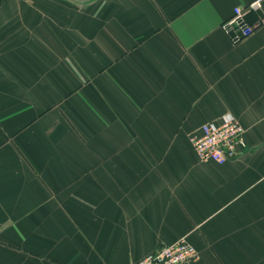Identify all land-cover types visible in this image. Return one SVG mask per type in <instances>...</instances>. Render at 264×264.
<instances>
[{
    "label": "crops",
    "instance_id": "obj_1",
    "mask_svg": "<svg viewBox=\"0 0 264 264\" xmlns=\"http://www.w3.org/2000/svg\"><path fill=\"white\" fill-rule=\"evenodd\" d=\"M251 0H0V264H264V25ZM255 22L254 12L247 14ZM231 113L247 148L189 136Z\"/></svg>",
    "mask_w": 264,
    "mask_h": 264
},
{
    "label": "built area",
    "instance_id": "obj_2",
    "mask_svg": "<svg viewBox=\"0 0 264 264\" xmlns=\"http://www.w3.org/2000/svg\"><path fill=\"white\" fill-rule=\"evenodd\" d=\"M257 15L249 22L247 14ZM264 25V0H251L245 6L237 5L232 15L221 23V28L232 41L250 35L256 27ZM244 126L231 113L224 114L218 122L203 123L198 133L189 136L190 144L201 161L224 164L237 158L246 148ZM196 248L185 238L160 246L154 253L134 264H192L198 259Z\"/></svg>",
    "mask_w": 264,
    "mask_h": 264
}]
</instances>
